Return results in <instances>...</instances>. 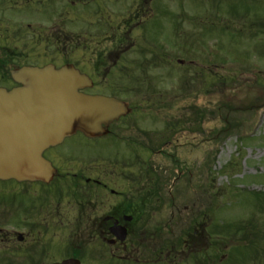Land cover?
I'll list each match as a JSON object with an SVG mask.
<instances>
[{"label":"flooded vegetation","instance_id":"1","mask_svg":"<svg viewBox=\"0 0 264 264\" xmlns=\"http://www.w3.org/2000/svg\"><path fill=\"white\" fill-rule=\"evenodd\" d=\"M170 1L0 0V88L22 86L16 76L25 67H66L91 78L93 85L83 92L120 99L118 85L131 80L133 68L144 71L143 63L153 59L171 68L168 35L152 34L170 29L171 21L180 26L182 6ZM106 128L109 133L101 138L76 135L119 144L132 137L127 124L111 122ZM74 136L44 152L53 170L49 182L5 180L14 187L0 201V262L221 264L217 245L215 252L199 253L191 242L172 237L167 207L183 199L165 197L170 168L155 169L148 162L171 152L84 154L70 144ZM202 224L196 221L191 233Z\"/></svg>","mask_w":264,"mask_h":264},{"label":"rangeland","instance_id":"2","mask_svg":"<svg viewBox=\"0 0 264 264\" xmlns=\"http://www.w3.org/2000/svg\"><path fill=\"white\" fill-rule=\"evenodd\" d=\"M179 1L182 24L176 26L171 21L170 29H152L157 39L168 35L175 55L171 68L168 70L167 62L153 59L152 63H143L144 71L133 68L131 80L126 77L118 85L131 106H155L157 115L141 111L120 124H127L131 128L128 132L139 136L149 133L158 147L173 132L170 123L188 118L189 123L161 148L172 155L158 154L148 161L155 169L170 168L169 175L165 174L170 176L165 197L183 199L167 207L172 237L188 241L189 246L191 242L193 251L199 253L205 248L211 252L217 241L220 263L240 264L239 259L244 262L242 255L234 262L232 248L222 243L223 233H210L216 224H240L254 217L264 230V205L261 212L252 192L264 191V24L260 25L264 0H215V4L211 0ZM229 3L236 4L237 17L230 16ZM170 6L175 3L170 1ZM210 20L215 21L213 31L212 27L203 30ZM227 24L231 25L229 31L225 30ZM153 91L157 92L150 103L142 100ZM199 111L205 116L197 125L195 120L202 115ZM235 121L239 128L233 127ZM221 128L229 130L216 133ZM115 141L106 138L88 142L75 135L70 144L84 154L100 149L103 156L150 152L141 144L120 145ZM13 187L11 182L0 181V201ZM197 217L203 224L188 235L185 231L190 232L188 227Z\"/></svg>","mask_w":264,"mask_h":264},{"label":"water","instance_id":"3","mask_svg":"<svg viewBox=\"0 0 264 264\" xmlns=\"http://www.w3.org/2000/svg\"><path fill=\"white\" fill-rule=\"evenodd\" d=\"M16 78L25 85L0 89V180L48 181L47 147L79 130L101 136L105 124L128 113L122 101L81 92L92 81L78 70L26 68ZM55 264L81 263L69 259Z\"/></svg>","mask_w":264,"mask_h":264},{"label":"trees","instance_id":"4","mask_svg":"<svg viewBox=\"0 0 264 264\" xmlns=\"http://www.w3.org/2000/svg\"><path fill=\"white\" fill-rule=\"evenodd\" d=\"M224 107L228 108V105H224ZM196 113L197 112H195V114ZM199 114L202 115L199 116V119L195 120V123L197 125L198 123H201L202 118L205 115L203 111H199ZM188 121L189 120L187 118L185 119V121L180 120L177 122H173L169 124V127H171V129H173L174 131L177 130L178 128L180 130L189 123ZM238 126L239 124L235 121L233 127L238 128ZM226 130L229 129L226 128L223 129V131ZM254 194H255L254 200L256 199L258 201L256 202V204H258L259 208H262V204L264 205V192L256 191L254 192ZM221 227H222L221 232L223 233V235L232 238L235 242L237 241L241 243V245H239L240 250H238V254L242 255L244 258H247L248 255H251L253 253L257 261L262 260V262H264V242L262 241L264 240V230H262L263 228L259 220L255 222L254 219H252L250 221H247V223L240 221V224L225 223ZM237 235L239 236L237 237ZM227 242H228L227 239L226 241L224 240V244H226ZM5 263L6 261L4 262V260L0 262V264H5Z\"/></svg>","mask_w":264,"mask_h":264}]
</instances>
